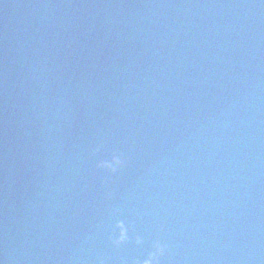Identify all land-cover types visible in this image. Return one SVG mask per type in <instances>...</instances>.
<instances>
[{"label": "water", "instance_id": "obj_1", "mask_svg": "<svg viewBox=\"0 0 264 264\" xmlns=\"http://www.w3.org/2000/svg\"><path fill=\"white\" fill-rule=\"evenodd\" d=\"M0 264H264V0H0Z\"/></svg>", "mask_w": 264, "mask_h": 264}]
</instances>
